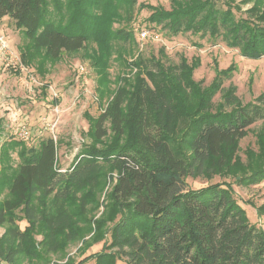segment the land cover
Returning a JSON list of instances; mask_svg holds the SVG:
<instances>
[{
	"label": "trees",
	"instance_id": "obj_1",
	"mask_svg": "<svg viewBox=\"0 0 264 264\" xmlns=\"http://www.w3.org/2000/svg\"><path fill=\"white\" fill-rule=\"evenodd\" d=\"M117 1L129 11L137 2ZM172 1L170 10L147 6L152 9L149 21L175 35L222 36L226 45L244 57L264 56V0H255L245 10L246 16H237L235 10L241 9L229 2L224 8L217 0ZM98 5L99 0H0V20L12 19L28 39L21 53L24 63L35 64L40 71L43 56L58 60L65 52L84 50L101 74V92L111 96L99 115L89 116L92 138L103 147H83L65 171L58 166V143L53 137L33 146L13 139L3 143L0 191L6 196L0 200V224L9 227L0 238V256L15 264L23 249L31 260H42L44 253L63 249L67 241L91 235L85 253L93 242L110 234L109 245L116 251L106 250V243L102 252L93 255L98 264H113L116 257L126 264H264V230L250 223L232 188L219 182L199 188L187 184L195 169L214 161L223 167L251 126L264 120V93L256 102L242 104L235 87H230L219 104L208 100L213 110L198 118L187 132V149H182L177 140L180 94L192 89L200 97H213L224 79L231 77L232 67L218 71L211 85L203 87L194 79L198 60L191 65L184 59L167 64L164 48L160 57L139 55L129 62L127 51L115 49L113 43L118 40L131 48L133 32L107 30L106 21L95 19L89 10ZM94 42L96 50L91 48ZM114 55L127 70L110 90ZM148 77L159 82L152 84ZM18 146L15 163L11 152ZM263 163L256 169L263 172L236 181L264 180ZM107 169L117 173L106 206L115 214L107 212L94 219L88 204L94 201L98 206L95 194L106 184ZM21 206L20 221L27 222L24 228L14 213ZM116 215L118 220L109 225ZM36 228L42 230H38L43 234L42 251L34 244Z\"/></svg>",
	"mask_w": 264,
	"mask_h": 264
},
{
	"label": "rangeland",
	"instance_id": "obj_2",
	"mask_svg": "<svg viewBox=\"0 0 264 264\" xmlns=\"http://www.w3.org/2000/svg\"><path fill=\"white\" fill-rule=\"evenodd\" d=\"M99 0L98 6H92V14L99 19L103 26L112 32L116 29L125 28L133 32L131 48L116 40L113 45L117 50H126V60L134 62L142 55L146 59L162 56L160 50L164 48L167 64H179L182 59L189 65L198 60L199 67L194 71V79L200 81L203 87L211 85L217 72L232 67L231 77L224 79L215 95L200 97L192 89L180 94L181 114L179 118L178 141L182 143V149H187V132L194 128L198 118L204 113L213 109L208 105V100L213 104L224 101L225 91L235 87L236 96L242 104L256 102L257 97L264 93V56L260 58H249L241 55L237 48L226 45L222 36L211 37L209 34L201 36L191 32L171 34L162 24L157 25L149 21L152 9L147 6H161L170 10L172 0H136L133 9L129 11L121 1ZM218 4L226 7V3L236 6L237 16H246L245 10L251 7L255 0H217ZM143 5V9L140 6ZM66 10V9H65ZM142 31H149V35L142 36ZM0 32L6 37L11 48L16 50L22 57L23 46L28 44L22 29L17 28L15 22L9 17L0 20ZM158 34L159 38H153ZM92 50L98 48L94 42ZM92 50L88 52L91 53ZM116 50V51H117ZM113 56L109 69L111 81L108 84L110 90L117 85V76L122 75L124 64ZM22 59V58H21ZM153 60V59H152ZM41 61L44 66L38 71L34 66H29L30 74L16 72L4 64H0V148L4 142L13 139L18 141L15 130L19 126L27 127L33 139L28 146L37 145L42 138L54 137L58 143V166L61 170L69 169L79 151L85 146L103 147L101 141L92 138V126L89 116H97L101 113L111 96L102 93L103 83L98 68L93 64L86 51L68 53L65 52L58 60H50L43 56ZM147 64L152 63L147 61ZM234 66V67H233ZM34 77V79L32 78ZM148 80L154 84L159 82ZM102 83V84H101ZM98 86V89H97ZM230 109V108H229ZM228 111V110H227ZM184 112V113H183ZM18 146L11 152L14 162H18ZM1 151V150H0ZM264 155V120L254 123L247 135L243 137L233 156L228 155L225 164L221 167L216 161L207 164L202 170L195 169L187 178L188 187L199 188L211 183L229 185L234 191L241 207L251 224L264 230V180L259 183L242 184L236 181L240 176L259 174L256 169L258 163H263ZM264 164V163H263ZM107 166V165H106ZM110 168V167H108ZM105 175L106 184L100 192H97L96 199L88 204V208L94 211V219L100 218L105 213H114V209H106L110 200V192L116 181V170L107 169ZM251 176V177H252ZM82 194L79 192V195ZM0 191V200L5 197ZM113 209V210H112ZM15 219L22 228L27 224L22 220L24 216L23 207L15 211ZM115 214V213H114ZM120 215H116L113 225ZM82 226V224H80ZM9 224H0V238L5 234ZM41 229L33 231L34 244L38 250H43L40 242L43 240ZM91 235L75 240L67 241L64 248L57 252L44 253L42 260H31L27 252L17 253L15 264H98L94 254L106 250L116 251V247L109 245L110 234L106 238L95 241L84 253ZM92 242V241H90ZM20 241L16 242V245ZM12 248L17 250L18 246ZM6 247V245H5ZM0 256V264H9L5 258ZM92 256V257H91ZM90 257L87 261L81 262L82 258ZM113 264H126L121 257H116Z\"/></svg>",
	"mask_w": 264,
	"mask_h": 264
},
{
	"label": "built area",
	"instance_id": "obj_3",
	"mask_svg": "<svg viewBox=\"0 0 264 264\" xmlns=\"http://www.w3.org/2000/svg\"><path fill=\"white\" fill-rule=\"evenodd\" d=\"M149 35V31H142V36ZM153 38H159V35L154 34ZM0 64H4L8 68H18V72L30 74V69L26 66L21 59L20 54L11 48L3 33L0 32ZM34 79V77H32ZM35 80V79H34ZM17 139L30 143L33 139L31 131L25 126H19L15 130ZM53 137V136H52ZM54 138V137H53Z\"/></svg>",
	"mask_w": 264,
	"mask_h": 264
},
{
	"label": "crops",
	"instance_id": "obj_4",
	"mask_svg": "<svg viewBox=\"0 0 264 264\" xmlns=\"http://www.w3.org/2000/svg\"><path fill=\"white\" fill-rule=\"evenodd\" d=\"M10 69H12V70L18 72V68H10Z\"/></svg>",
	"mask_w": 264,
	"mask_h": 264
}]
</instances>
